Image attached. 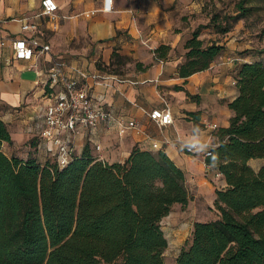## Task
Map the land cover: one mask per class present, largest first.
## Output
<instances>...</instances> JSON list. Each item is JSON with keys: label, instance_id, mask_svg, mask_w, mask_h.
Masks as SVG:
<instances>
[{"label": "crops", "instance_id": "1", "mask_svg": "<svg viewBox=\"0 0 264 264\" xmlns=\"http://www.w3.org/2000/svg\"><path fill=\"white\" fill-rule=\"evenodd\" d=\"M41 1L0 0V40L5 41L0 47V121L11 138V144H3V153L41 165L51 160L39 138L50 93L40 81L54 61L62 62L65 76L85 85L97 105L137 125L123 136L103 123L92 131L82 129L73 140L75 155L87 145L100 160L112 164L124 162L132 150L163 153L184 173L189 200L184 209L172 207L161 221V231L167 247L189 241L194 223L216 219L215 191L226 186L202 152L215 145L217 131L229 125L232 112L227 105L238 96L237 67L243 63L264 67V34L256 38L241 20L224 36L202 29L200 39H218L223 54L208 69L180 78L177 67L184 59L185 41L209 21L202 12L206 0H111L110 8L107 0H54L55 21L41 16ZM24 22L37 26L34 36L48 47L30 62L12 59L11 41L31 36L21 32ZM160 46L169 52L158 60L154 51ZM113 54L129 61L124 77L112 70ZM164 107L170 110L172 123L159 126L148 114ZM188 147L196 154H187ZM262 165V160L248 162L255 171ZM165 220L168 226L162 227ZM170 225L176 227L177 241L169 236Z\"/></svg>", "mask_w": 264, "mask_h": 264}, {"label": "trees", "instance_id": "2", "mask_svg": "<svg viewBox=\"0 0 264 264\" xmlns=\"http://www.w3.org/2000/svg\"><path fill=\"white\" fill-rule=\"evenodd\" d=\"M255 1L237 0L231 11L211 13L205 3L209 21L185 41L178 76L204 71L223 54L218 39H200L204 28L224 36L241 20L261 37L264 0L260 8ZM256 11H262L258 26L248 22ZM168 52L158 47L155 59ZM235 80L229 125L217 131L205 160L226 184L215 191L216 219L193 224L174 264H264V165L248 166L264 161V67L243 63ZM3 144L11 138L0 121V264H166L160 222L189 198L184 173L163 153L132 150L124 162L109 164L86 145L60 169L52 159L41 165L7 157Z\"/></svg>", "mask_w": 264, "mask_h": 264}, {"label": "built area", "instance_id": "3", "mask_svg": "<svg viewBox=\"0 0 264 264\" xmlns=\"http://www.w3.org/2000/svg\"><path fill=\"white\" fill-rule=\"evenodd\" d=\"M41 16L48 20L57 19L58 7L54 0L41 1ZM110 8V6H108ZM106 8H104L105 10ZM37 26L34 23L24 22L21 32H29L31 36L14 39L11 41L12 59L14 61L30 62L35 57L48 51V47L41 45L34 36ZM5 44L0 40V47ZM64 64L54 61L50 72L40 81V84L49 89L47 94L49 103L44 107L39 131V138L45 145V153L58 168H64L71 161L74 153L73 140L82 129L94 130L100 123L112 128L118 136H123L128 130L137 128L133 121L123 122L112 111L97 105L88 93V88L74 79L65 76ZM59 87L58 91H54ZM148 117L159 126H167L172 123V117L168 107L155 109L149 112ZM216 129V125H212ZM215 145L207 146L202 152V158L206 160L211 156ZM187 154H196L193 147L185 149ZM215 176L222 174L215 169Z\"/></svg>", "mask_w": 264, "mask_h": 264}, {"label": "rangeland", "instance_id": "4", "mask_svg": "<svg viewBox=\"0 0 264 264\" xmlns=\"http://www.w3.org/2000/svg\"><path fill=\"white\" fill-rule=\"evenodd\" d=\"M236 1L237 0H206V2H205L207 4L206 11L209 12V13H211L213 11L229 12V11L232 10L233 5H234V3ZM253 5L255 7L260 8V7L263 6V3L260 2L259 0H256ZM261 14H262V11L253 12L251 14V16L249 17L248 22L251 23V24H256V25L259 24L260 21H257V19L260 17ZM113 65H114V68L112 70L115 71V72H118V74L120 76L124 77L125 75L128 74L130 66H129V61L127 59H125V58H123V59L115 58L113 60ZM184 208H182V209H184ZM211 218L213 219V218H215V216H212ZM166 222L167 221L165 220L162 223V227H167L168 226V223H166ZM160 227H161V222H160ZM175 228H176L175 225L174 226L170 225V229H172V230H171L169 236L172 238L173 241H177L178 240V238L174 234L175 233V231H174ZM170 237H167L168 241H169ZM188 243H189V241H185L181 245H175V246L167 247V249L165 250V252L163 254L164 262L166 264H171L173 262V260H174V256L177 254L178 250L185 248L188 245Z\"/></svg>", "mask_w": 264, "mask_h": 264}, {"label": "clouds", "instance_id": "5", "mask_svg": "<svg viewBox=\"0 0 264 264\" xmlns=\"http://www.w3.org/2000/svg\"><path fill=\"white\" fill-rule=\"evenodd\" d=\"M107 3H108V5L110 6V4H111V0H110V2H109V0H107ZM107 10V9H106Z\"/></svg>", "mask_w": 264, "mask_h": 264}, {"label": "snow or ice", "instance_id": "6", "mask_svg": "<svg viewBox=\"0 0 264 264\" xmlns=\"http://www.w3.org/2000/svg\"><path fill=\"white\" fill-rule=\"evenodd\" d=\"M49 2H50V0H49ZM109 2H110V0H109Z\"/></svg>", "mask_w": 264, "mask_h": 264}]
</instances>
